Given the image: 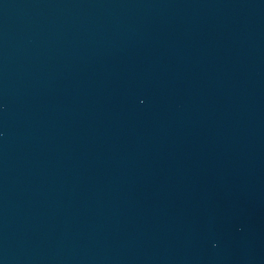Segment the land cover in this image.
I'll return each mask as SVG.
<instances>
[{"label": "water", "instance_id": "obj_1", "mask_svg": "<svg viewBox=\"0 0 264 264\" xmlns=\"http://www.w3.org/2000/svg\"><path fill=\"white\" fill-rule=\"evenodd\" d=\"M0 264H264V0H0Z\"/></svg>", "mask_w": 264, "mask_h": 264}]
</instances>
